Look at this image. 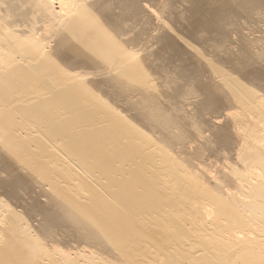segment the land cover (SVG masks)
I'll return each instance as SVG.
<instances>
[{"label":"bare ground","instance_id":"1","mask_svg":"<svg viewBox=\"0 0 264 264\" xmlns=\"http://www.w3.org/2000/svg\"><path fill=\"white\" fill-rule=\"evenodd\" d=\"M0 264H264V0H0Z\"/></svg>","mask_w":264,"mask_h":264},{"label":"rangeland","instance_id":"2","mask_svg":"<svg viewBox=\"0 0 264 264\" xmlns=\"http://www.w3.org/2000/svg\"><path fill=\"white\" fill-rule=\"evenodd\" d=\"M11 206H12L13 210H15V212H17V213H21L22 212V207L21 206L15 205L14 203H11Z\"/></svg>","mask_w":264,"mask_h":264}]
</instances>
